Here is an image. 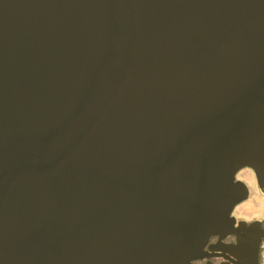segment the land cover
<instances>
[{"label":"water","instance_id":"1","mask_svg":"<svg viewBox=\"0 0 264 264\" xmlns=\"http://www.w3.org/2000/svg\"><path fill=\"white\" fill-rule=\"evenodd\" d=\"M246 168L264 192V0H0V264H193Z\"/></svg>","mask_w":264,"mask_h":264},{"label":"flooded vegetation","instance_id":"2","mask_svg":"<svg viewBox=\"0 0 264 264\" xmlns=\"http://www.w3.org/2000/svg\"><path fill=\"white\" fill-rule=\"evenodd\" d=\"M240 205L236 207L233 213L234 217L237 219L234 234H230L222 240L219 235L211 237L205 247L206 254L204 258L194 261L193 264H239V259L236 257L237 246L239 239L247 233L246 229L258 222L259 224L257 227L264 229V221L258 220L257 218L250 220L246 217L238 216L236 210ZM240 223H245V225L243 226ZM263 254L264 244L261 242L258 255L259 264H262L261 258Z\"/></svg>","mask_w":264,"mask_h":264},{"label":"rangeland","instance_id":"3","mask_svg":"<svg viewBox=\"0 0 264 264\" xmlns=\"http://www.w3.org/2000/svg\"><path fill=\"white\" fill-rule=\"evenodd\" d=\"M244 172H247V173L249 172L251 174L249 181L244 180L240 177L241 173H244ZM237 177L239 180L242 179L248 185V187L251 190V194H250V200L246 201L244 204L240 205L236 210V214L238 216L239 215L242 216L243 214H240L238 210L243 207V208H247L246 209L247 214L246 215L244 214L245 216H242V217H246L250 220L257 218L258 220L264 221V192H262L259 189L257 182H256V177H255L254 172L251 169L246 168V169H243L238 174ZM249 211L251 212V214ZM261 263L264 264V254L261 258Z\"/></svg>","mask_w":264,"mask_h":264},{"label":"bare ground","instance_id":"4","mask_svg":"<svg viewBox=\"0 0 264 264\" xmlns=\"http://www.w3.org/2000/svg\"><path fill=\"white\" fill-rule=\"evenodd\" d=\"M250 175H251V174H250L249 172H248V173H247V172H244V173H241L240 177H241L242 179H244V180H248V181H249V180H250ZM242 179H241V180H242ZM242 181H243V180H242ZM245 205H246V204H245ZM247 207H248V206H247ZM246 209H247V208H243V207H242V208H240L238 211H239L240 214H243L242 216H245V215L247 214ZM249 209H250V208H249ZM249 212H250V211H249ZM249 212H248V213H249ZM244 214H245V215H244ZM250 214H251V212H250ZM239 216H240V215H239ZM249 216H250V215H249Z\"/></svg>","mask_w":264,"mask_h":264},{"label":"crops","instance_id":"5","mask_svg":"<svg viewBox=\"0 0 264 264\" xmlns=\"http://www.w3.org/2000/svg\"><path fill=\"white\" fill-rule=\"evenodd\" d=\"M249 200H250V198H249ZM249 200H248V201H249Z\"/></svg>","mask_w":264,"mask_h":264}]
</instances>
